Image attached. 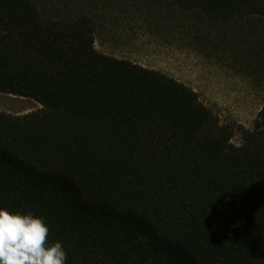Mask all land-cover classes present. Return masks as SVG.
I'll return each mask as SVG.
<instances>
[{
	"label": "trees",
	"instance_id": "trees-1",
	"mask_svg": "<svg viewBox=\"0 0 264 264\" xmlns=\"http://www.w3.org/2000/svg\"><path fill=\"white\" fill-rule=\"evenodd\" d=\"M220 21L264 0H169ZM0 0V209L42 217L65 264H264V106L223 122L169 74L100 52L85 13Z\"/></svg>",
	"mask_w": 264,
	"mask_h": 264
},
{
	"label": "rangeland",
	"instance_id": "rangeland-1",
	"mask_svg": "<svg viewBox=\"0 0 264 264\" xmlns=\"http://www.w3.org/2000/svg\"><path fill=\"white\" fill-rule=\"evenodd\" d=\"M44 16L85 13L96 48L161 70L192 87L223 122L252 128L264 106V19L220 21L169 0H33ZM42 108L32 98L0 93V110Z\"/></svg>",
	"mask_w": 264,
	"mask_h": 264
},
{
	"label": "clouds",
	"instance_id": "clouds-1",
	"mask_svg": "<svg viewBox=\"0 0 264 264\" xmlns=\"http://www.w3.org/2000/svg\"><path fill=\"white\" fill-rule=\"evenodd\" d=\"M44 218L0 209V264H65L61 242L49 244Z\"/></svg>",
	"mask_w": 264,
	"mask_h": 264
}]
</instances>
